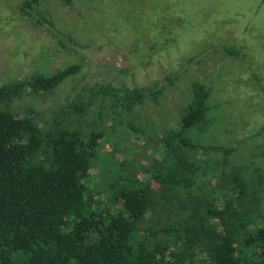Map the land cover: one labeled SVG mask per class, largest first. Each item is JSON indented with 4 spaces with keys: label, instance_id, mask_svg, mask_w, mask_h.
I'll use <instances>...</instances> for the list:
<instances>
[{
    "label": "trees",
    "instance_id": "trees-1",
    "mask_svg": "<svg viewBox=\"0 0 264 264\" xmlns=\"http://www.w3.org/2000/svg\"><path fill=\"white\" fill-rule=\"evenodd\" d=\"M17 1L52 25L39 0ZM80 70L0 83V264H264V168L237 163L236 146L196 140L219 119L213 87L193 80L175 127L163 131L134 122L177 80L164 72L142 85L81 87L49 115L9 109ZM123 132L139 139L130 138L143 160L123 157Z\"/></svg>",
    "mask_w": 264,
    "mask_h": 264
},
{
    "label": "rangeland",
    "instance_id": "rangeland-1",
    "mask_svg": "<svg viewBox=\"0 0 264 264\" xmlns=\"http://www.w3.org/2000/svg\"><path fill=\"white\" fill-rule=\"evenodd\" d=\"M39 8L52 25L23 15L17 0H0V83L74 63L81 70L51 94L15 99L10 110L39 108L49 115L81 87L142 85L170 73L178 76L173 86L158 103L148 100L135 110L141 115L135 125L175 127L197 80L213 87L209 101L219 119L212 136L196 140L236 146L237 163L264 168V0H39ZM224 43L254 53L245 64L227 56ZM124 133L115 140L127 150L123 157L143 160L139 139Z\"/></svg>",
    "mask_w": 264,
    "mask_h": 264
},
{
    "label": "crops",
    "instance_id": "crops-1",
    "mask_svg": "<svg viewBox=\"0 0 264 264\" xmlns=\"http://www.w3.org/2000/svg\"><path fill=\"white\" fill-rule=\"evenodd\" d=\"M243 51H244V55H245L244 62L246 64V63H248L247 60H246V56L252 57V55L250 53H254V49L253 48H247V46L245 45V49H243ZM254 77L257 78L256 76H254ZM260 78L264 79V77H260ZM260 78L258 77L257 79L259 80Z\"/></svg>",
    "mask_w": 264,
    "mask_h": 264
}]
</instances>
